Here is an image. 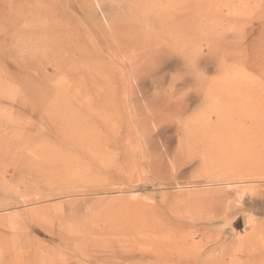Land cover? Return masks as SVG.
Returning <instances> with one entry per match:
<instances>
[{
	"label": "rangeland",
	"instance_id": "1",
	"mask_svg": "<svg viewBox=\"0 0 264 264\" xmlns=\"http://www.w3.org/2000/svg\"><path fill=\"white\" fill-rule=\"evenodd\" d=\"M0 144V264H263L264 0H0Z\"/></svg>",
	"mask_w": 264,
	"mask_h": 264
},
{
	"label": "bare ground",
	"instance_id": "2",
	"mask_svg": "<svg viewBox=\"0 0 264 264\" xmlns=\"http://www.w3.org/2000/svg\"><path fill=\"white\" fill-rule=\"evenodd\" d=\"M234 82H238V81H235L234 80ZM239 85V84H238ZM211 88H213L212 86L210 87L209 86V88L208 89H211ZM237 89H239L240 91H241V87L239 86ZM233 90V89H232ZM228 91H230L229 89H228ZM240 91H235V92H240ZM221 94V93H220ZM234 94H239V93H234ZM48 96V95H47ZM239 96V98L241 97V95H238ZM33 99L35 100V102H36V105L37 106H40V102L42 101V99H44V98H42V96H38V95H33ZM218 101H219V99H218ZM244 101V100H243ZM42 102H47V101H45V100H43ZM229 102V101H228ZM30 103H32L31 101H30ZM48 104H47V106H46V110H44V113L46 114V116H47V120H49L50 122H52L53 120L54 121H57V120H59V117L57 116V113H56V104H57V101H56V99H53V100H50V102H47ZM34 104V103H33ZM229 104H231V103H229ZM237 105V104H236ZM34 106V105H33ZM222 106V105H221ZM238 107V106H237ZM215 109V108H214ZM34 110H36V109H34ZM55 110V111H54ZM78 110H80V109H78ZM39 114V113H38ZM35 116H37L36 114H35ZM40 116V115H39ZM57 116V117H56ZM27 118V117H26ZM31 118V117H30ZM32 118H34V117H32ZM40 118V117H39ZM36 120V119H35ZM39 119L37 118V121H38ZM39 122V121H38ZM41 122V121H40ZM122 124H125L124 126L125 127H127L129 130H131L132 131V128L130 129V122H128L127 120H124V122L122 121ZM88 125H91V124H88ZM106 125V124H105ZM135 126V125H134ZM85 128H86V125H85ZM84 127L82 128V129H80V130H78V131H76L75 132V134H74V139L76 140V142H77V146H79V148L81 149V156H90V158H93V159H95V158H99V157H101L102 156V153H103V148H105L104 146H105V144H104V141L102 142L101 141V143H103V145H101V143H100V137L101 136H103V135H106V132H108V131H113L114 132V136L116 137V138H118L119 139V141H120V144H118L116 147H115V150H116V152L118 153L119 151H121L120 149H122V148H125V149H129L130 147H131V145L130 144H124V145H122V142H124V140H125V138H126V136L123 134V133H121L120 132V130L118 129V128H116L117 129V131L113 128V127H107L106 126V128L104 129L106 132H104L103 133V129H101L102 128V125H101V123L99 124V125H96V127L95 126H92L91 125V127L89 128V126H88V128H86L85 129ZM61 129V128H60ZM84 129V130H83ZM245 129H252V131L253 132H256V133H258L259 132V129H258V126L256 125V124H252V125H248V126H246L245 124L244 125H238V126H236V131L237 132H241L240 130H245ZM57 136V135H56ZM56 136H54L55 138H56ZM32 139V138H31ZM113 139V138H112ZM33 140V139H32ZM31 140V141H32ZM30 141V142H31ZM27 144H29V143H27ZM65 144V143H64ZM1 145V144H0ZM66 145V144H65ZM30 146V145H29ZM28 146V147H29ZM69 146V145H68ZM72 146V145H71ZM75 148H76V146H75ZM21 149V148H20ZM102 149V150H101ZM26 150H27V147H26ZM106 150V152H107V149H105ZM33 151V150H32ZM102 153H101V152ZM22 152V151H21ZM105 152V151H104ZM110 152V151H109ZM25 153V152H24ZM32 153V152H31ZM40 154V153H39ZM106 154H108V153H106ZM111 154V153H110ZM6 155V154H5ZM101 155V156H100ZM28 155H25L24 157H26V158H28L27 157ZM41 156V155H40ZM51 156V155H50ZM54 156V155H53ZM106 156V155H105ZM37 157V156H36ZM25 158V159H26ZM24 159V160H25ZM110 159V158H109ZM24 160H23V162H24ZM28 161L30 160V159H27ZM44 160V159H43ZM48 160V159H47ZM106 160V159H105ZM27 161V162H28ZM41 161V160H40ZM50 161H51V159H50ZM26 162V161H25ZM42 162V161H41ZM48 164V163H47ZM47 166V165H46ZM50 167H53V166H50ZM47 169V168H46ZM36 170V169H35ZM29 173V172H28ZM35 176V175H34ZM260 180V179H259ZM257 187V186H256ZM261 198V197H260ZM259 199V198H258ZM244 231V230H243ZM242 234V233H241ZM241 239V238H240ZM257 239V238H256ZM237 241H239V240H237ZM264 241V240H263ZM242 242H243V240H242ZM262 242V241H261ZM241 243V242H240ZM259 251V250H258ZM239 253V252H238ZM236 254V253H235ZM238 257H234V256H232V257H230V258H227V259H225V258H222V261H219L218 262V264H223L224 262V264H235V263H238V259H237ZM229 260V262H227ZM249 261V260H248ZM259 261H261V260H259ZM257 262V261H256ZM255 262V263H256ZM263 262V261H262ZM240 263V262H239ZM252 263V262H251ZM258 264H260V262L258 263ZM264 264V263H263Z\"/></svg>",
	"mask_w": 264,
	"mask_h": 264
}]
</instances>
